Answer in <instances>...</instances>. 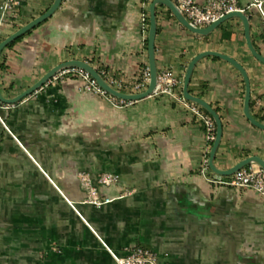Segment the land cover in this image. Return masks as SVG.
Here are the masks:
<instances>
[{
    "label": "crops",
    "instance_id": "1",
    "mask_svg": "<svg viewBox=\"0 0 264 264\" xmlns=\"http://www.w3.org/2000/svg\"><path fill=\"white\" fill-rule=\"evenodd\" d=\"M54 1L17 0L5 13L6 0H0V43ZM151 1L62 0L48 19L2 51L1 95L13 99L71 60L99 70L107 83L119 82L118 92L135 94L148 69L141 18L149 21ZM256 1L261 11L253 0H236L249 21L251 44L264 57V0ZM155 11L157 71H171L181 82L175 96L112 102L82 94V82L67 75L17 104L2 103L0 264H115L102 243L121 257L137 247L151 250L161 264H264V200L224 185L231 176L201 172L212 145L182 101L187 65L200 53L216 52L245 69L251 115L264 124V65L249 53L238 18L201 37L165 7ZM188 89L221 120L217 169L249 157L264 160V131L245 119L244 83L231 65L201 60ZM81 173L93 179L101 199L112 202L85 204ZM104 173L116 175L118 183L99 186L96 178Z\"/></svg>",
    "mask_w": 264,
    "mask_h": 264
},
{
    "label": "built area",
    "instance_id": "2",
    "mask_svg": "<svg viewBox=\"0 0 264 264\" xmlns=\"http://www.w3.org/2000/svg\"><path fill=\"white\" fill-rule=\"evenodd\" d=\"M177 7L180 14L187 21V23L198 29L207 28L214 24L226 15L234 12H243L237 8L236 0H207L204 5H198L193 0H171ZM253 6L261 11V3L253 0ZM17 5V0H6L1 10L5 13L12 11V9ZM149 29V21L146 17L141 18V30L146 35ZM67 75L76 76L81 82L82 87L80 92L82 94H93L103 98H106L112 102H117L118 100L114 97L108 95L104 90H102L96 82L90 77V75L79 69H69L65 70L51 79V81H58ZM103 78L104 74H100ZM149 70L143 71L140 81H138L133 90L135 94L141 93L146 90L149 83ZM107 83V82H106ZM111 88L115 89L119 84L117 81H111L107 83ZM181 87V82L177 77L173 75L171 71H164L158 74L156 87L154 89V95H172L175 96L177 89ZM116 90V89H115ZM184 103L188 105L190 112L197 116L201 123L203 124L206 132V143L212 145L215 139V124L210 116L203 113L200 107L187 103L185 99H182ZM119 103H124L119 100ZM3 104L0 101V109L3 108ZM1 121V120H0ZM208 171L207 161H204L202 167V173ZM80 185L85 191L87 198L84 201L85 204L101 207L103 205L112 202L111 199H101L98 194V190L93 185V179L87 174L78 175ZM118 177L111 173L100 174L96 178V183L102 187H111L118 183ZM224 185L236 189H248L258 195L262 200H264V170L256 165H249L231 176L230 180ZM73 210L74 206L68 202ZM102 243V242H101ZM104 248L110 254L112 260L115 264H161L157 255L148 249L137 247L130 251L127 256L121 257L110 251L104 243H102Z\"/></svg>",
    "mask_w": 264,
    "mask_h": 264
},
{
    "label": "water",
    "instance_id": "3",
    "mask_svg": "<svg viewBox=\"0 0 264 264\" xmlns=\"http://www.w3.org/2000/svg\"><path fill=\"white\" fill-rule=\"evenodd\" d=\"M62 0H55L53 5L50 7V9L43 14L41 17L33 20L26 26L22 27L18 31H16L14 34L6 38L4 41L0 43V55L2 51L11 43L19 39L21 36L32 30L34 27L38 26L42 22H44L46 19H48L61 5ZM157 6H163L165 7L171 14L174 16V18L178 21V23L184 27L186 30H188L190 33L205 37L208 36L214 29H216L220 24L224 23L227 20L238 18L242 21L244 26V36L245 41L247 45V49L251 56L260 64L264 65V57H262L259 53L255 51L253 48L250 36H249V21L247 20V17L242 12H234L229 15L224 16L214 24L210 25L207 28L204 29H198L190 26L187 21L183 18V16L178 11L176 5L171 0H152L149 5V29L147 34V58H148V70L150 74L149 83L145 91L137 94H123L118 92L117 90L111 88L105 80L102 78V76L95 70L91 65L88 63H85L83 61L78 60H71L67 61L65 63H62L53 69H51L48 73H46L35 85H33L31 88H29L27 91L22 93L21 95L13 98V99H6L4 98L0 93V101L3 104L6 105H14L19 103L22 99L34 94L35 92L42 89L44 86H46L53 77H55L57 74L69 70V69H79L82 70L90 75V77L96 82L98 87H100L102 90H104L108 95L114 97L117 100L123 101V102H137L140 100H143L145 98L150 97L154 89L156 87L157 78H158V71L156 66V59H155V38H156V31H157V23H156V7ZM207 57H214L217 59H220L229 65H231L242 77L243 83H244V102H243V115L245 119L249 122V124L261 131H264V124L256 121L250 112V83L249 78L247 76V73L245 69L235 60L216 53V52H203L195 56L190 63L187 65L185 74L183 77L182 82V96L183 98L200 107L203 109L213 120L215 124V139L212 143L210 152H209V159H208V168L209 170L214 173L215 175L221 176V177H230L233 176L236 172L239 170L249 166V165H256L262 170H264V160L260 159L259 157H249L241 162H239L237 165L232 167L231 169L222 171L217 169L214 166V159L217 152V149L219 147L221 138H222V124L221 120L219 118V115L215 112V110L205 101L202 99L192 96L189 93V84L190 80L193 74V71L196 67V65L203 59Z\"/></svg>",
    "mask_w": 264,
    "mask_h": 264
},
{
    "label": "trees",
    "instance_id": "4",
    "mask_svg": "<svg viewBox=\"0 0 264 264\" xmlns=\"http://www.w3.org/2000/svg\"><path fill=\"white\" fill-rule=\"evenodd\" d=\"M145 1H146V0H145ZM11 44H12V43H11ZM11 44H10V45H11ZM97 71L100 73L99 70H97ZM200 110L203 111L205 114H207L203 109L200 108ZM216 113H217V111H216ZM207 115H208V114H207ZM208 116H209V115H208Z\"/></svg>",
    "mask_w": 264,
    "mask_h": 264
}]
</instances>
